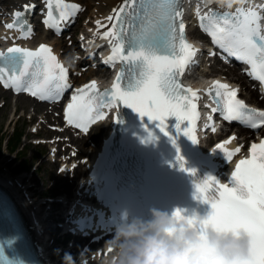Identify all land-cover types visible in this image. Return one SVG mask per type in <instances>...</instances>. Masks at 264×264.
Returning <instances> with one entry per match:
<instances>
[{"label": "snow or ice", "instance_id": "obj_1", "mask_svg": "<svg viewBox=\"0 0 264 264\" xmlns=\"http://www.w3.org/2000/svg\"><path fill=\"white\" fill-rule=\"evenodd\" d=\"M45 3L48 11L44 23L49 28L59 22L54 10L61 21L80 11L79 5L65 0H45ZM32 7L24 6L25 11ZM262 11L264 5L259 9L237 8L235 14L209 11L199 19L200 27L212 38L213 44L244 63L247 74L264 85ZM20 15L15 13L17 18ZM182 16L181 0H123L113 8L106 18L111 27L102 35L111 45V55L105 63L120 62L124 67L111 89L100 92L95 81L77 89L64 112L67 123L87 131L90 124L103 119L102 108L122 104L139 113L141 118L158 122L157 127L165 135H169L166 122L174 117L176 131L193 143L199 142L191 124L198 117L195 101L200 97L197 91L183 87L179 81L197 54V49L186 39ZM96 23L107 27L100 21ZM6 27L23 30V25L16 23ZM67 76V69L45 44L36 50L12 46L0 51V84L5 88L26 91L41 100L53 99L69 87ZM237 92L226 83L214 81L208 94L218 107L212 111L221 112L226 121H240L252 129L264 127V111L248 108L237 98ZM216 149L224 150V145L217 144L213 151ZM224 151L230 161L240 149ZM248 151L249 155L240 159L231 172L230 184L209 176L196 185L197 198L211 203V212L201 222L204 227L211 226L214 231L231 235L246 232L251 241V259L243 264H264V139L252 143ZM177 161L182 170L195 174V170L184 168L183 157L178 155ZM214 186L218 199L208 195ZM173 218L195 228L198 216L186 217L182 210L176 209Z\"/></svg>", "mask_w": 264, "mask_h": 264}, {"label": "rangeland", "instance_id": "obj_2", "mask_svg": "<svg viewBox=\"0 0 264 264\" xmlns=\"http://www.w3.org/2000/svg\"><path fill=\"white\" fill-rule=\"evenodd\" d=\"M78 1L83 4L84 9L82 11L83 17L78 24L77 30H83L85 24L90 20V15L96 9H94V4H89V1L93 0ZM10 4H12V0H0V8L3 7L4 9L10 10ZM39 36L47 35L42 32L38 37ZM79 37L80 35L74 39L76 40ZM52 42L56 44L59 51L64 54L66 58H69L70 55H76L75 58H69L72 65H75V63L79 61L78 50L80 48L77 42L71 45L72 39L69 37H66L64 40H54ZM201 71L203 70H200L199 73H201ZM209 71L218 72L219 69L217 66H210ZM94 75L95 72H84L80 74V72L76 70L74 81L76 84L83 83ZM240 84L243 87L242 83ZM243 92L247 97L246 90H243ZM3 103L5 105L0 109V119L1 122L4 123V131L11 132L14 124L19 118L21 117L22 121L25 118L28 122H31V126L28 129L29 135L28 138L25 139V143L27 144L31 142V140L34 142L39 140L45 142L46 147L49 149L48 154L42 158L43 167L41 171L33 172V169L29 173L17 175L15 178L21 179L26 177L25 183L20 186L21 188L34 187L30 193H23V195L26 196V201L28 203L32 202V206L36 208L35 211L39 218L42 220L46 219L45 229L48 244L50 246L49 253L54 256V264L59 261H62L61 263L63 264H71L70 261L76 256L77 261L75 264H80V261L85 259L81 253L84 254L88 249L86 248V245L89 244L88 240L70 238L71 242L68 244V247L66 249L63 248L66 253H61L62 250H60V247H57L56 244L63 243V231L61 226L67 223V220H64L63 216L71 209H68V203H74L79 198L78 184L83 178L87 177V162L90 157L92 158L94 156L95 149H97L101 143L103 128L95 130L89 137L80 138L70 131H65L63 129L61 125L62 119L57 110H50L40 104H35L25 97H13L8 92L0 89V105ZM39 114H41L40 118L37 117ZM35 130L39 132V135L34 134L33 131ZM34 152H36V149L33 148L30 150L28 156L23 157L17 164L31 160ZM14 157L15 156L10 155L7 150L4 151L3 156L0 158L1 174L14 175L17 173L15 169L16 164L7 166ZM38 164L39 163H37L36 166ZM63 165L70 166V171L63 170ZM52 188H58L62 192V195L55 200L45 197L48 196L47 193H49ZM30 197H34L33 200H31ZM50 207L52 208L50 209ZM49 214H52V216L49 217ZM59 225L61 226L59 227ZM56 239L58 240L54 244L53 241ZM91 251L89 257H87V260H89L88 264H103L105 258L100 254L103 248L92 245Z\"/></svg>", "mask_w": 264, "mask_h": 264}, {"label": "clouds", "instance_id": "obj_3", "mask_svg": "<svg viewBox=\"0 0 264 264\" xmlns=\"http://www.w3.org/2000/svg\"><path fill=\"white\" fill-rule=\"evenodd\" d=\"M231 6L242 0H223ZM152 219L121 224L107 247L112 251L103 264H243L251 259L246 232L222 236L198 217L196 227L173 214L151 210Z\"/></svg>", "mask_w": 264, "mask_h": 264}, {"label": "bare ground", "instance_id": "obj_4", "mask_svg": "<svg viewBox=\"0 0 264 264\" xmlns=\"http://www.w3.org/2000/svg\"><path fill=\"white\" fill-rule=\"evenodd\" d=\"M69 1H77V0H69ZM193 1V0H191ZM90 5L94 4V9H96L94 12H92V14L90 15V20L88 23L85 24V31H84V36H85V43L89 44V46L94 45L96 46V44H103L106 43V40L102 38V35L105 31L108 30V28L111 27V24L109 23V21L106 19L111 13H112V9L117 7L119 4H121L123 2V0H93V1H89ZM12 3L14 4L15 9L12 11H16L19 8L24 7L25 5H32L34 4H40V0H13ZM45 3V2H44ZM6 18V17H5ZM97 21L101 22V25H106L107 27H101L97 25ZM14 40L13 37H9V32L8 30H6L5 25L3 27H1L0 29V48H2V46H4V44L9 43L10 41ZM22 45L25 44V46H29L30 48H36L39 44H49L51 46H54V44L49 43L48 40L44 37H40L39 40H34V37L31 38L30 40H28L26 43L22 42ZM56 49V48H55ZM54 49V50H55ZM59 55V51L58 49L55 50ZM61 56V55H60ZM235 75L237 76V78H233L231 81H235L234 83H237L236 81H243L244 77L241 74H238L237 72H235ZM207 86L209 84H206ZM252 97H256L257 92L255 93L254 91L250 92ZM253 99V98H252ZM255 104H260L259 102H255ZM106 124H103L102 127L100 128H104L106 127ZM242 131H239L238 133H241ZM245 142V141H243ZM243 142L239 139L238 140V144H243ZM99 147L97 148V150L95 152H99L98 151ZM92 164V159L89 160L88 166H91ZM66 168V165L63 167ZM86 178H84L79 184H78V188L80 189V187H82V190L80 191V195L81 196H91L92 195V191L90 186L85 182ZM88 193H85L84 190L89 189ZM88 199V198H87ZM83 203L77 204L76 206V211L72 213L70 212L69 218H71V221L76 224L78 223V221L80 220V218L75 217L76 212L81 211L85 208L86 204H89V207L86 208V212L84 215H81V218H85V217H92L94 215V213H97L98 210H101V207L99 204H94L93 202H88L85 199H82ZM23 203V207L24 210L27 211V207L25 206L24 202ZM33 217V220L38 223L37 221H39V218L35 215V213L31 216ZM96 220L98 219V217L95 218ZM41 239L43 240L44 238L42 237V232H41ZM40 239V241H41ZM42 246H44V241H41ZM107 246L105 248V252L107 250ZM106 257H109L107 255V253H105Z\"/></svg>", "mask_w": 264, "mask_h": 264}, {"label": "trees", "instance_id": "obj_5", "mask_svg": "<svg viewBox=\"0 0 264 264\" xmlns=\"http://www.w3.org/2000/svg\"><path fill=\"white\" fill-rule=\"evenodd\" d=\"M26 133L25 126L20 127L17 125L12 133H3V128L0 127V155L2 154L3 144L5 139H7V148L10 153H16L21 157L27 153L28 148H24L19 151L23 142L24 134ZM35 159V158H34ZM38 157L36 158V160ZM25 169H30V166H26Z\"/></svg>", "mask_w": 264, "mask_h": 264}]
</instances>
